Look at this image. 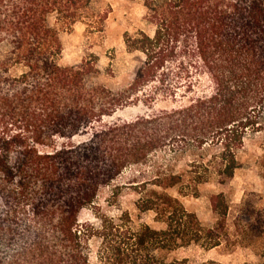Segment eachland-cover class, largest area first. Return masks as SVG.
I'll return each instance as SVG.
<instances>
[{
  "label": "trees",
  "instance_id": "1",
  "mask_svg": "<svg viewBox=\"0 0 264 264\" xmlns=\"http://www.w3.org/2000/svg\"><path fill=\"white\" fill-rule=\"evenodd\" d=\"M99 1L0 0V264H92L96 237L99 264H189L161 252L231 243L264 264V207L245 200L230 218L226 193L247 134H262L264 147V0H138L150 31L126 32L127 50L143 58L118 91L88 83L96 55L60 62L63 31L104 30L110 10H96ZM170 62L178 78L168 86ZM160 90L172 106H152ZM134 101L150 111L116 117ZM158 152L196 156L183 171L133 173L138 209L164 227L101 215V190ZM213 174L217 221L206 226L168 189L198 195ZM87 208L100 225L82 219Z\"/></svg>",
  "mask_w": 264,
  "mask_h": 264
},
{
  "label": "rangeland",
  "instance_id": "2",
  "mask_svg": "<svg viewBox=\"0 0 264 264\" xmlns=\"http://www.w3.org/2000/svg\"><path fill=\"white\" fill-rule=\"evenodd\" d=\"M95 9L103 12L109 9L104 30L88 31L86 24L78 22L74 29L62 32L64 51L60 62L64 65L80 63L84 57L96 55L98 58V71L88 75L90 85H104L118 91L127 88L133 81L136 68L140 64L143 54L130 52L125 44V34H136L140 29L149 28L144 19L145 8L138 0H101L94 5ZM176 62H170L166 70H170L167 79L169 84L177 82L175 77ZM155 85H160L157 83ZM168 88V87H167ZM152 89V88H151ZM153 102L155 109L170 107L174 103L165 91ZM150 105L145 102L134 101L122 107L116 117L131 118L138 114L150 111ZM196 157L192 153L173 156L169 152L154 154L149 162L142 166L128 168L115 182L120 187H105L101 190L98 198L100 203L99 213L103 216L119 218L123 212L130 215L131 225L139 229L143 224H149L155 228H162L164 224L155 220L153 211H141L137 202L142 195L141 189L130 187L129 183L134 180L133 173L137 169L143 170L144 174L135 180L151 177L152 170L159 164H170L175 170L183 171L188 168L190 161ZM240 167L234 178L226 188L230 203V218L240 211L241 204L247 200L252 204L264 207V147L263 136L260 133L249 132L245 139V145L239 152ZM147 188H153L148 185ZM115 191V194L112 191ZM220 191L215 174L199 186V194H179L178 188H169L168 192L180 198L183 204L191 211L198 214L202 223L213 226L217 221V215L213 210L211 196ZM83 220H91L100 225V219L95 211L87 208L82 213ZM91 261L99 264L98 251L100 238L92 240ZM162 256L169 259L187 258L189 264H202L214 259L223 264H258L259 258L253 248L246 244H223L219 247L205 249L202 246L192 244L182 246L172 252H161Z\"/></svg>",
  "mask_w": 264,
  "mask_h": 264
}]
</instances>
